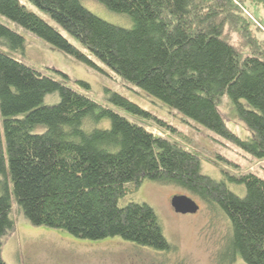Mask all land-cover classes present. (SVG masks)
I'll return each mask as SVG.
<instances>
[{
    "label": "trees",
    "instance_id": "trees-1",
    "mask_svg": "<svg viewBox=\"0 0 264 264\" xmlns=\"http://www.w3.org/2000/svg\"><path fill=\"white\" fill-rule=\"evenodd\" d=\"M28 1L129 86L264 161V23L257 18L259 27L245 12L248 1L264 9V0H96L129 17L130 29L98 18L79 0ZM0 15L95 66L20 0H0ZM0 42L13 53L26 50L24 38L2 23ZM50 94L60 103L46 106ZM223 97L235 106L248 139L227 127L218 109ZM108 100L116 110L0 52V264H6L2 240L15 226L14 200L33 226L168 252L172 246L153 208L125 202L145 182L177 187L225 214L231 234L219 264H264V180L226 174L246 187L240 198L225 181L202 174L197 153L124 115L174 128L121 94L110 93ZM107 122L109 128L98 127Z\"/></svg>",
    "mask_w": 264,
    "mask_h": 264
},
{
    "label": "rangeland",
    "instance_id": "rangeland-1",
    "mask_svg": "<svg viewBox=\"0 0 264 264\" xmlns=\"http://www.w3.org/2000/svg\"><path fill=\"white\" fill-rule=\"evenodd\" d=\"M84 8L111 25L130 29L129 17L111 13L96 0H79ZM27 9L48 22L57 31L71 41L80 51L86 53L95 66L81 63L74 57L56 50L32 32L22 28L0 15V23L5 24L13 32L20 34L26 43L24 52L13 53L9 47L1 44L0 52L13 59L29 65L49 79L73 89L80 95L90 97L98 105L116 110L108 100L110 93H118L140 106L157 119L174 128L175 132L160 127L156 121L146 125L141 120L126 116L137 124L147 126L149 132L159 137L175 141L184 148L197 153L202 159V174L217 181H225L228 188L240 198L246 195V187L230 183L228 176L241 177L256 174L264 180V161L250 158L234 144L204 130L197 124L185 120L175 111H170L163 103H159L139 89L132 88L112 72L103 62L88 52L79 41L69 36L62 28L50 19L43 11L28 0H20ZM247 14L251 20L262 27L257 18L264 23V9L247 3ZM244 9V10H245ZM245 11V12H246ZM244 12V13H245ZM118 18V19H117ZM112 19V20H111ZM123 19V20H122ZM121 21V22H120ZM123 23V24H122ZM125 24V25H124ZM264 33V32H263ZM239 35L233 37L234 44L239 42ZM84 83L87 86L81 85ZM46 106L60 103L58 94L45 97ZM218 109L224 117L227 127L243 140L250 133L237 117L235 106L228 97L218 99ZM109 122L98 127L107 129ZM125 202L149 204L158 214L164 228V235L172 249L168 252H154L148 248H140L124 239L114 237L101 241L76 239L62 230L33 226L13 201L12 218L15 221L13 232L3 240L2 257L6 264H219V254L223 250L230 232V222L222 211L209 208L205 202L193 197L190 193L172 186H162L156 182H145ZM189 196L200 206L196 215L175 213L172 198ZM234 264H244L237 259Z\"/></svg>",
    "mask_w": 264,
    "mask_h": 264
},
{
    "label": "water",
    "instance_id": "water-1",
    "mask_svg": "<svg viewBox=\"0 0 264 264\" xmlns=\"http://www.w3.org/2000/svg\"><path fill=\"white\" fill-rule=\"evenodd\" d=\"M171 202L175 213L182 215H196L199 213L200 206L189 196L176 195V197L172 198Z\"/></svg>",
    "mask_w": 264,
    "mask_h": 264
},
{
    "label": "bare ground",
    "instance_id": "bare-ground-1",
    "mask_svg": "<svg viewBox=\"0 0 264 264\" xmlns=\"http://www.w3.org/2000/svg\"><path fill=\"white\" fill-rule=\"evenodd\" d=\"M247 3V2H246ZM221 6V5H220ZM118 19V18H117ZM112 20V19H111ZM123 20V19H122ZM121 22V21H120ZM123 24V23H122ZM125 25V24H124ZM258 44V43H257ZM260 46V45H259Z\"/></svg>",
    "mask_w": 264,
    "mask_h": 264
},
{
    "label": "built area",
    "instance_id": "built-area-1",
    "mask_svg": "<svg viewBox=\"0 0 264 264\" xmlns=\"http://www.w3.org/2000/svg\"><path fill=\"white\" fill-rule=\"evenodd\" d=\"M246 11V10H245ZM246 13H247V11H246Z\"/></svg>",
    "mask_w": 264,
    "mask_h": 264
}]
</instances>
